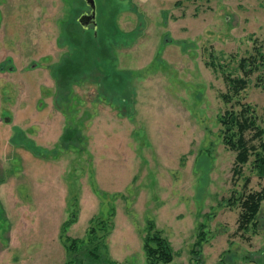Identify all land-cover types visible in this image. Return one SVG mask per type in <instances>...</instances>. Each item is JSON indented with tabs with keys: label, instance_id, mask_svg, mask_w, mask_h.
Here are the masks:
<instances>
[{
	"label": "rangeland",
	"instance_id": "obj_1",
	"mask_svg": "<svg viewBox=\"0 0 264 264\" xmlns=\"http://www.w3.org/2000/svg\"><path fill=\"white\" fill-rule=\"evenodd\" d=\"M96 1L95 35L85 0H0V264H148L150 221L176 264H264V203L241 229L230 202L264 178L251 163L234 178L220 122L246 103L264 127V0ZM108 42L122 83L92 71L59 85L58 63L98 69ZM96 242L99 262L84 253Z\"/></svg>",
	"mask_w": 264,
	"mask_h": 264
},
{
	"label": "trees",
	"instance_id": "obj_2",
	"mask_svg": "<svg viewBox=\"0 0 264 264\" xmlns=\"http://www.w3.org/2000/svg\"><path fill=\"white\" fill-rule=\"evenodd\" d=\"M85 31H89L90 34L94 33L96 35L97 30L94 29H84ZM120 31V30H119ZM88 33V32H87ZM121 33V31H120ZM106 36H108L106 34ZM67 38V37H66ZM97 38V37H96ZM95 38V39H96ZM98 40V39H97ZM71 41V38H67V43ZM76 44H80L79 41H75ZM72 43L70 42V45ZM110 42L107 43V45H104L106 48L103 52H109L110 56L108 54V60L102 61L98 66L90 65L88 66L87 63L82 61L81 58H72L68 57V59L61 62L59 65L57 64L56 67V73L58 78L59 85L66 86L70 79L74 78L75 75L81 74L82 72H92L96 71V73L100 75H104L108 82V84H113V81L118 82V80L121 81V83L124 81V77L128 75L126 71L122 72L121 69H119L117 64L116 55L114 56V51H112V44L110 47ZM255 56L245 57L242 61V66L245 67L247 64H250L251 61L254 65H256L255 62ZM86 60V59H85ZM73 63L75 64L73 67ZM77 65V66H76ZM84 67L83 70L81 68ZM88 66V67H87ZM74 69H73V68ZM252 69V68H251ZM250 69V70H251ZM104 73V74H103ZM129 77V76H128ZM231 82H233V88H236V95L240 93V89H243L245 87V80L243 79H233L231 78ZM123 87V85H121ZM224 97L226 98V101L232 102V96L230 94H225ZM125 104V103H123ZM126 105V104H125ZM244 106L241 108V110H236L234 106L232 105L230 108H228L225 113L221 116L220 122L222 124V134L223 139L228 147H230L232 150L235 151V164L233 168V174L234 178L240 179L244 176V167L251 163L252 170L255 171L260 178H264V127L260 125V123L256 120L255 116V109L251 104H243ZM249 131L253 133V136L249 137ZM75 130H68L63 135V140H68L70 135L73 134ZM23 135V134H22ZM26 139L25 135H23ZM255 137L256 139H260V142L257 144L255 143ZM25 138H22L24 140ZM26 142V141H25ZM23 143V142H21ZM31 143V142H28ZM31 147V146H29ZM250 177L245 176L244 178V187L247 186L250 182ZM237 193V192H236ZM230 202L232 204H239L241 207L240 212V219L239 224L240 228H247L250 225L256 226L258 216L262 207V204L264 203V188L257 191H242V194L236 195L234 194L233 198H230ZM74 217V216H73ZM95 219L94 221H96ZM76 218H71L66 223L67 226H69L71 223L75 222ZM94 223V222H93ZM100 228L107 230V233H109V228L111 227V224L108 225V221L106 220H100ZM147 233L143 238V247L144 252L147 257L148 264H176L175 263V250L172 246L171 241L167 238L166 235H164L163 231L161 229L156 228V225L153 221H150L147 226ZM90 238L89 242L94 244L95 239L97 240V229L95 226H91L90 230ZM105 235V234H104ZM103 235V237H104ZM62 237L65 239V241L70 242V244L67 243L66 248L69 252H77L79 250V243H82V239L80 238H74L68 235H62ZM97 244L94 247H90L89 249L84 250V253L87 255L88 258L94 261H98L102 258L103 253L100 251V247L102 245V242H96ZM82 252V251H81ZM106 261H110V259L106 258ZM113 264H120L113 260L110 261ZM64 264H75L74 260L71 259L67 261Z\"/></svg>",
	"mask_w": 264,
	"mask_h": 264
},
{
	"label": "water",
	"instance_id": "obj_3",
	"mask_svg": "<svg viewBox=\"0 0 264 264\" xmlns=\"http://www.w3.org/2000/svg\"><path fill=\"white\" fill-rule=\"evenodd\" d=\"M89 10L87 12L82 13L78 22L84 29H89L91 26L94 27L95 30L98 28V5L96 0H85Z\"/></svg>",
	"mask_w": 264,
	"mask_h": 264
},
{
	"label": "crops",
	"instance_id": "obj_4",
	"mask_svg": "<svg viewBox=\"0 0 264 264\" xmlns=\"http://www.w3.org/2000/svg\"><path fill=\"white\" fill-rule=\"evenodd\" d=\"M0 173H2V172L0 171ZM2 192H3V190L0 193H2ZM2 194H4V192Z\"/></svg>",
	"mask_w": 264,
	"mask_h": 264
},
{
	"label": "flooded vegetation",
	"instance_id": "obj_5",
	"mask_svg": "<svg viewBox=\"0 0 264 264\" xmlns=\"http://www.w3.org/2000/svg\"><path fill=\"white\" fill-rule=\"evenodd\" d=\"M85 12H87V11H85ZM84 13V12H83Z\"/></svg>",
	"mask_w": 264,
	"mask_h": 264
}]
</instances>
